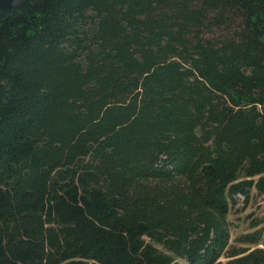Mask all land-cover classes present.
I'll return each mask as SVG.
<instances>
[{
    "label": "trees",
    "instance_id": "obj_1",
    "mask_svg": "<svg viewBox=\"0 0 264 264\" xmlns=\"http://www.w3.org/2000/svg\"><path fill=\"white\" fill-rule=\"evenodd\" d=\"M264 0H27L0 16V264H264Z\"/></svg>",
    "mask_w": 264,
    "mask_h": 264
},
{
    "label": "rangeland",
    "instance_id": "obj_2",
    "mask_svg": "<svg viewBox=\"0 0 264 264\" xmlns=\"http://www.w3.org/2000/svg\"><path fill=\"white\" fill-rule=\"evenodd\" d=\"M242 196V195H241ZM228 220L230 222V247H243L244 244H239L235 241V238L239 234H243L252 231V220L261 221L264 223V194L259 195L254 190L251 192L250 199L245 201V198L237 197L235 201L230 204V210L228 214ZM228 258L226 255H222L217 264H225Z\"/></svg>",
    "mask_w": 264,
    "mask_h": 264
},
{
    "label": "water",
    "instance_id": "obj_3",
    "mask_svg": "<svg viewBox=\"0 0 264 264\" xmlns=\"http://www.w3.org/2000/svg\"><path fill=\"white\" fill-rule=\"evenodd\" d=\"M27 0H0V16H10L23 7Z\"/></svg>",
    "mask_w": 264,
    "mask_h": 264
},
{
    "label": "built area",
    "instance_id": "obj_4",
    "mask_svg": "<svg viewBox=\"0 0 264 264\" xmlns=\"http://www.w3.org/2000/svg\"><path fill=\"white\" fill-rule=\"evenodd\" d=\"M239 197H242L241 195H238Z\"/></svg>",
    "mask_w": 264,
    "mask_h": 264
}]
</instances>
